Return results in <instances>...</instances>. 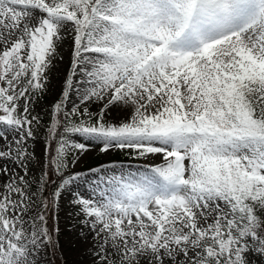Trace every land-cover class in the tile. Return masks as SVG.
Masks as SVG:
<instances>
[{"label": "snow or ice", "instance_id": "1", "mask_svg": "<svg viewBox=\"0 0 264 264\" xmlns=\"http://www.w3.org/2000/svg\"><path fill=\"white\" fill-rule=\"evenodd\" d=\"M69 36L47 196L31 109ZM61 211L93 264H264V0H0V264H42Z\"/></svg>", "mask_w": 264, "mask_h": 264}, {"label": "rangeland", "instance_id": "2", "mask_svg": "<svg viewBox=\"0 0 264 264\" xmlns=\"http://www.w3.org/2000/svg\"><path fill=\"white\" fill-rule=\"evenodd\" d=\"M71 36L67 37L63 44L61 45L60 54L64 56L63 61H58L56 63L55 68L52 72L49 73L50 76V84L48 92L41 98L38 99L35 104L32 106V115L39 117V124L34 122V134L36 139L29 140V150H34L36 153V158L30 161L29 175L34 178H39L42 170L47 171V168H44V163L48 159L47 151L45 149L46 143L52 144V150H55L56 142L54 140L49 141L47 138V130L49 125L51 124V108L53 103L57 99V94L61 87V82L64 79V73L67 71L69 66V56L71 51ZM23 102L21 101V104ZM71 106V105H70ZM77 142H85L86 140L83 138L77 137ZM121 153L113 152L110 156H105L100 154L95 147H91L90 150L84 154L82 158V163L78 165V170L80 168H84L85 171L91 166H98L104 162L115 161ZM126 165H131L132 170L135 171L136 168L142 167L143 162L136 161H124ZM23 175V172L20 173ZM48 181L49 178L47 177ZM90 186L87 182L81 181L77 185V190L86 192L88 191ZM36 185L32 186V191L35 192ZM44 195L46 193V187L44 190ZM67 208V205H65ZM60 219L58 226L60 228V247L59 254L62 258L64 264H93V258L91 253L92 244L91 242L85 243L82 238H80V228L81 225L79 220L74 216L73 213L68 211L60 212ZM54 218L56 220L57 226V217L56 213L54 214ZM51 249H49L46 253L41 256H37V260L42 261V264H48L51 261ZM252 264H259V258H255L252 260Z\"/></svg>", "mask_w": 264, "mask_h": 264}, {"label": "trees", "instance_id": "3", "mask_svg": "<svg viewBox=\"0 0 264 264\" xmlns=\"http://www.w3.org/2000/svg\"><path fill=\"white\" fill-rule=\"evenodd\" d=\"M128 158L129 157H127V156L119 157V160L128 159ZM49 174H50L51 180H53V179L59 180L56 173L54 171H52L50 168H49ZM54 189H55V185H51L50 188H48V190H47L48 191L47 194H50L51 192H53ZM49 226L52 228L56 227L54 212L50 214ZM58 251H59V248H57L56 250L51 249V254H50L51 261L48 264H64Z\"/></svg>", "mask_w": 264, "mask_h": 264}]
</instances>
